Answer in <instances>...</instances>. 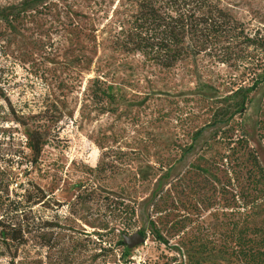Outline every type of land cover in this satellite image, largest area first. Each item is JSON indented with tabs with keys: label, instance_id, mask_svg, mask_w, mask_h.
Returning a JSON list of instances; mask_svg holds the SVG:
<instances>
[{
	"label": "rangeland",
	"instance_id": "374dc122",
	"mask_svg": "<svg viewBox=\"0 0 264 264\" xmlns=\"http://www.w3.org/2000/svg\"><path fill=\"white\" fill-rule=\"evenodd\" d=\"M221 3L264 37V0ZM128 10L127 0H0V157L22 171L8 194L28 191L33 219L31 241L0 245V264H246L233 255L240 228L264 237V183L246 174L250 154L264 171V83L237 120L245 150L233 145V174L222 171L223 126L210 117L250 73L201 57L164 72L114 50ZM14 12L22 20L6 24ZM93 80L110 104L92 102ZM18 119L47 127L35 165ZM106 199L133 210L128 226ZM125 228L144 243L118 246Z\"/></svg>",
	"mask_w": 264,
	"mask_h": 264
},
{
	"label": "trees",
	"instance_id": "16d2710c",
	"mask_svg": "<svg viewBox=\"0 0 264 264\" xmlns=\"http://www.w3.org/2000/svg\"><path fill=\"white\" fill-rule=\"evenodd\" d=\"M127 1L128 15L118 25V33L112 43L114 50L137 54L148 64L164 72L173 70L184 61L201 57L221 66L250 73L247 79L231 90L226 105L216 109L210 117V126H223L218 132L220 135L215 136V139L223 142L224 152L219 158L221 170L228 171L224 167L229 165L232 171L231 165L236 158L233 145L239 147L238 150H245L246 147L245 139L238 133L240 125L237 120L242 118L250 103V96L264 83V37L257 32L250 33L243 23L231 16L221 0ZM23 13L14 12L4 17V21L9 25L20 22ZM96 82L97 80L91 81L87 89L92 102L110 104L112 97L105 90H92L93 85L97 87ZM20 120L16 122L24 127V148L29 152L28 163L30 166L35 165L48 145L47 127L36 125L28 130L25 129L26 124ZM58 120L55 119V122ZM201 132L199 130L195 133L193 142ZM9 162L10 159L5 155L0 157V245L15 246L16 249L26 245L32 238V195L27 191L22 201L10 198L8 187L16 180L22 184L18 179L22 171H18V167L14 168ZM246 174L253 184V175L258 183H264V171L258 165L254 154H250V166L246 169ZM106 200L105 211L111 219L123 221V226H128L134 218L133 210L122 202ZM24 206L27 207L26 210H22ZM240 230L244 235L234 238L236 249H233V255L246 264H264V237L256 241L246 237L245 226ZM127 232L126 228L118 232L117 241V245L126 249L125 251L128 248L122 241L123 237L128 236ZM137 234L145 238L143 233ZM153 236L160 244H167L159 232ZM226 252L223 249V253ZM11 259L15 257L12 255Z\"/></svg>",
	"mask_w": 264,
	"mask_h": 264
},
{
	"label": "water",
	"instance_id": "95a60500",
	"mask_svg": "<svg viewBox=\"0 0 264 264\" xmlns=\"http://www.w3.org/2000/svg\"><path fill=\"white\" fill-rule=\"evenodd\" d=\"M122 242L128 249H133L135 246L144 243V239L138 234H133L128 237H123Z\"/></svg>",
	"mask_w": 264,
	"mask_h": 264
}]
</instances>
